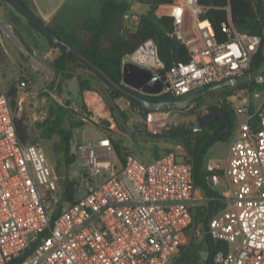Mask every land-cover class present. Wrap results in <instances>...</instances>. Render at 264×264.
<instances>
[{
  "label": "built area",
  "instance_id": "1",
  "mask_svg": "<svg viewBox=\"0 0 264 264\" xmlns=\"http://www.w3.org/2000/svg\"><path fill=\"white\" fill-rule=\"evenodd\" d=\"M164 8L156 14L173 18L171 35L189 59L163 72L156 46L145 44H151L146 52L155 59L147 67L153 78L164 75L160 94L183 97L254 70L251 61L262 37L238 30L229 7L221 24L224 40H217L212 23L201 16L206 7L197 0H174ZM124 18L136 28L142 14L133 10ZM246 82L255 89L243 87L236 98L244 101L230 103L235 121L225 159L205 163L206 181L223 189L222 206L209 216L206 231L202 226L225 246L215 251L213 264H264V72ZM30 83L23 75L18 93ZM182 108H137L126 128L158 135L191 117L197 132L214 112L201 104L189 117ZM75 149L80 156L73 172L76 195H83H75L51 220L57 177L42 148L19 139L15 111L0 86V264L20 257L17 264H175L186 232L194 230L196 186L187 155L170 151L145 162L127 153L114 163L117 154L108 136Z\"/></svg>",
  "mask_w": 264,
  "mask_h": 264
},
{
  "label": "trees",
  "instance_id": "2",
  "mask_svg": "<svg viewBox=\"0 0 264 264\" xmlns=\"http://www.w3.org/2000/svg\"><path fill=\"white\" fill-rule=\"evenodd\" d=\"M173 1L174 0H144L143 2L149 5V11L142 15L141 22L139 26L136 27L135 32H129L126 27H122L123 14L130 8L128 1L102 0L99 18H87L83 20L79 25L78 35L75 34V32H72L68 37H63L61 33L55 31L49 26V24H46L44 20L31 9L27 2L21 0V2L24 3L42 22H44L54 34L84 53L90 60L104 69L117 82H120L122 78V59L132 54L139 46L147 41H154L157 56L165 65L162 70L163 72L171 66L188 61L189 56L185 46L171 35L173 30V18L167 15L157 16L154 12L159 4H171ZM197 2L206 7V10L202 12L201 16L207 17L210 20L215 29L217 40H224L226 38L221 31V24L227 21L228 10L226 7H229L231 20L238 30L255 33L262 37V43L251 61L252 69L259 68L264 61L263 2L261 0H197ZM28 23L38 31L29 20ZM76 38H78V41H75ZM46 40L50 45L56 47V45L50 42L47 38ZM51 66L54 73L59 76V89L61 88V85L63 86V84L67 83L70 79L76 78L79 83L81 94L90 90L88 79L83 77L84 73L88 72L89 76L95 78L106 87L107 92L112 98L121 97L126 107H128L127 110L120 111V115L123 117V122L120 124L121 127L124 126V121L128 117L129 112L132 113L137 108L141 109L140 106L129 98L112 90L110 86L107 85L93 70L72 55L68 54L66 51H62L60 55L52 61ZM214 84L195 89L189 95L183 97H175L169 94L147 95L139 92L136 93L154 101L185 100L192 94L202 91ZM17 85L18 84H10L8 89L6 88L10 104L14 111L17 109ZM227 87L236 89L249 87L250 89H255L253 82H246L236 86ZM261 87L262 86L256 88ZM210 93H212V91H208L206 94L193 99L182 108V111L192 113L196 107L201 105L200 100ZM69 106L70 103L68 100L65 104L53 101L49 106L47 117L39 124V126L42 127V138L50 139L56 133L59 135L57 153L62 152L63 160L66 165L71 164L76 159L74 151H70L72 138L71 128L74 126H83L86 119H89L81 113H76L79 119L73 120L72 116L75 112L73 109H70ZM211 111H214L213 116L205 121L201 129L197 132L192 130L193 122L189 121L176 126H171L158 135H151L154 138H162L164 140L180 139L182 142H184L183 140L189 142V139L194 135L200 136L195 148H190L191 155H187V157L193 166V179L195 186L201 187L210 198L207 205L197 206L195 208L193 216V224L197 225L200 223L205 231L207 230L209 216L214 212V209L222 206V202L220 201L221 196H219L218 193L207 184V171L205 170V160H203V157L214 142L226 141L231 137L235 121L233 109L231 105L226 102L219 108L212 106ZM250 112L252 113V108ZM64 120L68 121V127L66 128L62 126ZM16 132L20 140L25 143H32L30 141L31 133L29 126L25 123L23 118H16ZM112 142L115 152L121 160L123 159L124 154H133L130 151L123 153L120 144L114 140ZM168 152H170V150L165 149L163 153H160L159 155L157 154L155 157ZM76 185L77 180L75 178L69 179L68 177H65L61 182H58L59 191L54 198L51 220L62 211L64 206L74 202ZM205 241L207 244V258L205 264H213V255L215 251L224 249L225 246L222 242L212 240L207 233L205 234ZM183 257L184 255L181 254L177 261ZM21 259L22 257L14 260V264L19 263Z\"/></svg>",
  "mask_w": 264,
  "mask_h": 264
},
{
  "label": "rangeland",
  "instance_id": "3",
  "mask_svg": "<svg viewBox=\"0 0 264 264\" xmlns=\"http://www.w3.org/2000/svg\"><path fill=\"white\" fill-rule=\"evenodd\" d=\"M142 1L144 0H128L130 9L138 7V5L142 3ZM139 7L142 9L146 8L145 5H140ZM1 18H3L8 24H10V27L8 26L5 30L0 27V36L3 40V42L0 41V76L2 79L1 85L8 89L10 84L16 85L23 78V75H27L31 79L34 76L35 83L32 79L29 86H27L25 89H23V91L17 94V109L15 111V114L17 119L23 118L25 123L29 126L31 133L30 141L41 147L46 154V157L57 177V183L61 182L65 177H68L69 179L74 178L73 172L75 171V169H79L80 156L79 152L75 149V146L79 144L85 145L102 136H108L111 141L114 140L118 142L120 146L125 147L122 148L123 153L126 150L131 151L136 155H140V152H144L142 155V159L144 160V158L147 156L146 150L151 147V144L143 142L139 144V146H141L140 152L136 144L133 147L135 149V152L133 151L131 146H129L133 139H131V137L127 134L125 127L128 117L129 115H131V112H129L128 117L125 119L124 126L121 127L120 124H122L123 122V117L120 115V111L128 109V107L123 104L124 101L122 99L120 101L111 99L113 102L107 101L105 95L99 93L101 91L104 93L103 90L105 89L104 86L100 83H98L99 88L95 87L96 92L94 94H85L84 99H81V96L78 93L79 83L76 78L69 80L68 84L65 83L63 84V86L61 85V88L59 89V76L54 73L51 65L47 67V72L43 73L39 70L36 72L34 71L31 65V61L29 60L31 53L26 49L24 45L25 42L19 35L18 31L21 28L22 30H27L30 33L41 35L40 32L36 31L35 28H33L28 23L27 18L23 14L18 12L17 9L7 0H0V21ZM122 27H126L129 32H135L136 30L133 24H126L124 21L122 22ZM147 42L143 43L132 54H130L127 58L128 61L137 62L141 65L142 63L140 62V60H144L146 56L142 55L141 52L138 53L137 50L140 47H143L142 49H145V51L148 50L151 47V44H147L145 47V44ZM56 49L58 50L59 48ZM85 78L88 79V85L89 88H91V82L94 78L89 76L88 72H86ZM211 91L212 93L205 95L200 100L201 104H206L210 108L212 106L219 108L225 102L229 104L231 102L237 103L238 100H241V97L236 98V94L242 93V88L236 89L232 87L228 88L227 86H222ZM67 100L70 103L69 108L73 109L75 114L81 113L89 118L86 119V122L83 126H74L71 128L72 138L70 151H74L76 159L69 165H66L64 163L62 152L57 153L59 135L56 133L50 139L42 138V127L39 126V124L47 117L49 106L53 101H60L65 104ZM83 104H85L89 109L93 110L95 115L92 112L88 113L85 110L78 109L82 108ZM95 104H97V106H95ZM102 104L107 105L109 108H105V106H103V108H105L103 109L101 107ZM100 109L108 111V114L105 115L104 113H102L101 115H96L98 111H100ZM75 114L72 116V119H79L78 115ZM187 115L189 116V113H187ZM191 119L193 118L185 120L184 123L191 121ZM62 126L64 128L68 127V121L64 120ZM199 137L200 136L194 135L189 139V142L185 140H183L184 142H182V140L178 139L166 140L167 143L160 142V144L170 145L173 149L178 147V150H175L178 155H191L190 148H195ZM228 142L229 138L226 141L214 142L213 147L207 150L206 154L203 157V160L215 158L223 161L226 155ZM111 160L114 163L119 162L117 155L113 156ZM213 189L220 193H222L223 190L219 186H213ZM58 191L59 187L57 188L56 193H58ZM82 195V192H78L76 196L81 197ZM204 203L205 202H203V204ZM198 229L200 230V233L197 231ZM204 236L205 234L202 231V225H195L194 230H192L191 232V238L194 242L197 243V245H199V247H196L197 250H195L196 248L194 249L193 247L188 249L185 252L184 257L179 259L176 264H205L207 258V249L204 243Z\"/></svg>",
  "mask_w": 264,
  "mask_h": 264
},
{
  "label": "crops",
  "instance_id": "4",
  "mask_svg": "<svg viewBox=\"0 0 264 264\" xmlns=\"http://www.w3.org/2000/svg\"><path fill=\"white\" fill-rule=\"evenodd\" d=\"M23 1L27 2L29 4V6L31 7V9L33 11H35V13H37L44 20V22L46 24H49V26H51V28H53L55 31H58L59 33H61L63 37H68L69 34L72 32H75V34L78 35L79 25L83 20H85L87 18H99L100 9H101V2H102V0H23ZM118 1H128V0H118ZM167 4H169V3L159 4V6L154 11L155 14L157 12L160 14L165 13L164 12L165 11L164 5H167ZM140 5L141 6L145 5L146 8L142 9L139 7ZM226 9H228V7H226ZM133 10H137L143 15L149 11V5L142 1V3H140L138 5V7L134 8V9L129 8L127 11L130 12ZM127 11H125V13L123 14L122 21H124L126 24H129L130 22L124 18V15L126 13H128ZM9 25L10 24H8L3 18H1L0 27L2 29L5 30ZM18 32H19V35L23 38V40L25 42L24 45H25L26 49L29 50L31 53L29 60L31 61V65H32V68L34 69V71L36 72L39 70V71H42L43 73L47 72L46 71L47 67L51 65L52 61L57 56L60 55L61 51L59 49L57 50L56 49L57 47H53L52 45H50L45 37H40L42 35H37L36 33H30L27 30H22L21 28L19 29ZM0 41L3 42L1 36H0ZM75 41H78V38H76ZM2 46H4V45H2ZM142 48L143 47H141V50H142ZM142 55L146 56L144 58V60H140V62L142 63L141 64L142 66L147 68L148 66L152 67L155 64V59L152 55H149L147 52L142 54ZM127 58H128V56L124 57L122 59V66L126 61H128ZM134 63L138 64L137 62H134ZM51 68H52V66H51ZM85 74H84V77H85ZM32 79H33V82L35 83L34 76L32 77ZM32 79H31V81H32ZM0 81H2L1 76H0ZM91 83H92L93 88L91 87L90 90L85 91L83 94H81L80 88L77 85L78 86V93L81 96V99H84L85 94H94L96 92V88H99L98 83L102 84L101 82H99L95 78L93 79V81ZM67 84H68V81H67ZM227 86H230V85H227ZM104 88H105L103 90L104 93L102 91L99 93L104 94L107 101L113 102L111 99H117V101H120L122 99L121 97L112 98L109 95V93L107 92L105 86H104ZM94 89H95V91H94ZM147 95H160V94H147ZM242 101H244V99L238 100L237 103H240ZM59 103L63 104L60 101H59ZM237 103H233V104H237ZM123 104H125V103H123ZM95 106H97V104H95ZM103 106H105V108H108L107 105L102 104L101 107L103 108ZM93 107H94V105H93ZM105 108H103V109H105ZM78 109L85 110L88 113L89 112L94 113V111L89 109L88 107H86L85 104L82 105V108H78ZM103 109H100V111H98V113L96 115H101L102 113H104L105 115L108 114V111L103 110ZM80 112H82V111H80ZM94 115H95V113H94ZM126 131H127V134L131 137V139H133V141L131 142V144L129 146H131V148L133 149L134 152H135V149L133 147L135 144L137 145L139 152L141 149V146H139V144H141L142 142L151 144V147H149L146 150L147 156L144 158V160L142 159L143 158L142 155L144 152H140V155H136L132 152L141 161L147 162L149 160H152L157 154L159 155L160 153H163L165 151V149H169L170 151H175V150L177 151L178 150V147L173 149L172 146H170V145H163V144L161 145L160 142L167 143V141L166 140L164 141V139H162V138H154L153 136H151L145 132L130 133L127 130V128H126ZM213 145L209 149H211L213 147ZM227 147H228V145H227ZM122 148H125V147H122ZM127 151L128 150H126L124 152H127ZM122 152H123V150H122ZM226 154H227V150H226ZM179 156H184V155L181 154ZM225 157H226V155H225ZM212 159H215V158H212ZM209 160H211V159H209ZM216 160H219V159H216ZM207 161L208 160H205V163ZM207 184L213 189L212 185H210L208 182H207ZM217 193H218V195H221L220 192H217ZM195 197H196V200H195L196 207L202 206V205H207V203L210 199L206 195L205 191L199 186L195 187ZM203 202H205V203L203 204ZM216 209H214V211ZM197 225H201V224L199 223ZM204 243H205L206 249H207L205 236H204ZM191 247H193L195 249L196 247H199V245H197V243L192 240L191 232L187 231L184 242L182 243V246H181V254L184 255V253L188 249H190ZM195 250H197V248Z\"/></svg>",
  "mask_w": 264,
  "mask_h": 264
},
{
  "label": "water",
  "instance_id": "5",
  "mask_svg": "<svg viewBox=\"0 0 264 264\" xmlns=\"http://www.w3.org/2000/svg\"><path fill=\"white\" fill-rule=\"evenodd\" d=\"M11 3L21 14H23L27 20H29L38 31L46 37L50 42L56 45L59 50L66 51L68 54L72 55L82 63H84L87 67L93 70L99 77L103 79V81L110 86L112 90L120 93L122 96H125L135 102L143 111L146 110H155V109H164L168 107H184L187 103L192 101L193 99L206 94L208 91L213 89L227 86V85H236L241 84L249 79L254 78L264 71V61L262 65L249 72L247 75L232 78L229 80H225L221 83H217L207 87L206 89L196 92L192 94L189 98L178 101V100H164V101H154L149 100L138 93L127 89L126 87H131L132 89L143 93V94H160L163 89V79L164 75L161 73L160 79L155 80L153 78L154 74L152 70L140 65L136 64L132 61H126L122 66V78L120 82L114 80L104 69H102L95 62L90 60L84 53L69 45L64 40L60 39L56 34H54L50 28L42 22L21 0H7ZM264 4V0H261ZM154 45V41H151ZM141 47L137 50L139 52ZM160 73V72H159ZM214 112H211L208 117L205 119L207 121L213 116ZM200 154V151H199Z\"/></svg>",
  "mask_w": 264,
  "mask_h": 264
},
{
  "label": "bare ground",
  "instance_id": "6",
  "mask_svg": "<svg viewBox=\"0 0 264 264\" xmlns=\"http://www.w3.org/2000/svg\"><path fill=\"white\" fill-rule=\"evenodd\" d=\"M145 47H146V45H145ZM149 47H150V46H149ZM140 52H141V54L146 53L145 49L140 50L138 53H140ZM138 53H137V54H138Z\"/></svg>",
  "mask_w": 264,
  "mask_h": 264
},
{
  "label": "flooded vegetation",
  "instance_id": "7",
  "mask_svg": "<svg viewBox=\"0 0 264 264\" xmlns=\"http://www.w3.org/2000/svg\"><path fill=\"white\" fill-rule=\"evenodd\" d=\"M129 90H132V91H134V92H138V91H136V90H134V89H132L131 87H127ZM140 93V92H139Z\"/></svg>",
  "mask_w": 264,
  "mask_h": 264
}]
</instances>
